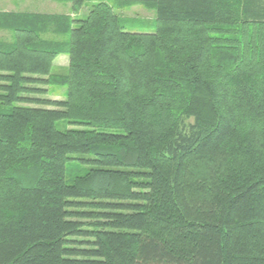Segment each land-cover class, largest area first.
Returning a JSON list of instances; mask_svg holds the SVG:
<instances>
[{"label": "trees", "instance_id": "trees-1", "mask_svg": "<svg viewBox=\"0 0 264 264\" xmlns=\"http://www.w3.org/2000/svg\"><path fill=\"white\" fill-rule=\"evenodd\" d=\"M63 1L0 11V264H264V0Z\"/></svg>", "mask_w": 264, "mask_h": 264}, {"label": "rangeland", "instance_id": "rangeland-1", "mask_svg": "<svg viewBox=\"0 0 264 264\" xmlns=\"http://www.w3.org/2000/svg\"><path fill=\"white\" fill-rule=\"evenodd\" d=\"M87 6L82 8L80 12V18L87 16L89 8L93 0H86ZM95 1V0H94ZM72 3L65 2L63 0H0V11L8 10H29V11H40L47 13H63L70 11ZM121 14L130 21V24H134L137 30H154V20L156 19L155 11L147 8L142 4L133 5L121 10ZM10 33L6 31H0V37H8ZM11 35V34H10ZM60 57V58H59ZM62 57V58H61ZM54 73L66 74L68 69L65 66V59L63 55L58 56L55 60ZM48 97L51 99L64 100L67 97L68 87L61 84H51L47 87ZM58 128L64 130L67 126L65 120H61L58 123ZM75 248H89L93 239L91 237H76L73 238Z\"/></svg>", "mask_w": 264, "mask_h": 264}, {"label": "crops", "instance_id": "crops-1", "mask_svg": "<svg viewBox=\"0 0 264 264\" xmlns=\"http://www.w3.org/2000/svg\"><path fill=\"white\" fill-rule=\"evenodd\" d=\"M69 10H70V8H69ZM8 11H18V12H40V11H29V10H8ZM71 12V10L70 11H65V12H63V13H70ZM41 13H47V12H41ZM62 56V55H61ZM63 57H64V59L66 60L65 61V66H68L69 65V56L68 55H63ZM60 58V57H59ZM62 58V57H61ZM56 61H58V59L57 60H55L54 61V65L56 64L55 62Z\"/></svg>", "mask_w": 264, "mask_h": 264}]
</instances>
